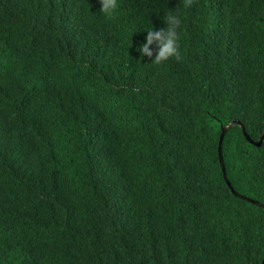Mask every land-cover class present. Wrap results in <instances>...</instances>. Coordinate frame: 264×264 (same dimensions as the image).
<instances>
[{
  "label": "trees",
  "instance_id": "trees-1",
  "mask_svg": "<svg viewBox=\"0 0 264 264\" xmlns=\"http://www.w3.org/2000/svg\"><path fill=\"white\" fill-rule=\"evenodd\" d=\"M99 8L0 0V264H261L264 0Z\"/></svg>",
  "mask_w": 264,
  "mask_h": 264
},
{
  "label": "clouds",
  "instance_id": "clouds-1",
  "mask_svg": "<svg viewBox=\"0 0 264 264\" xmlns=\"http://www.w3.org/2000/svg\"><path fill=\"white\" fill-rule=\"evenodd\" d=\"M99 9L105 16L111 17L118 9V0H100ZM163 18L166 27L158 30L153 26L144 28L147 30L146 36L144 41L137 46L141 56L151 57V61L156 64L162 63L170 57L179 58L181 55L179 35L182 26L181 14L179 10L168 9L164 12ZM150 45L155 47H150ZM154 51L155 55H153Z\"/></svg>",
  "mask_w": 264,
  "mask_h": 264
},
{
  "label": "water",
  "instance_id": "water-1",
  "mask_svg": "<svg viewBox=\"0 0 264 264\" xmlns=\"http://www.w3.org/2000/svg\"><path fill=\"white\" fill-rule=\"evenodd\" d=\"M236 123H239V124L242 126V129H243V131H244L246 137H247L251 142H253V143L257 144V145H260V144L262 143V141H263V138H264V131H263V134L260 136V139H259V140H253V139L251 138V136H250V135L247 133V131L245 130V126H244V124H242V123L240 122V120H234L232 123H230V124H228V125L222 127V132H221L220 139H219L218 152H219L220 165H221V168H222V170H223V172H224V177H225V179H226L227 181H228V175H227V173H226V166H225V161H224V156H223V139H224V136H225V134H226V131H227L232 125H234V124H236ZM228 182H229V181H228ZM235 194H237V195H239L240 197H243V198H245V199H248V200H250V201H252V202H254V203H256V204H258V205H260V206H262V207H264V203L261 202V201H258L257 199H252L251 197H248V196H246V195H244V194H241V193H238V192H236V191H235ZM261 264H264V258H263Z\"/></svg>",
  "mask_w": 264,
  "mask_h": 264
}]
</instances>
